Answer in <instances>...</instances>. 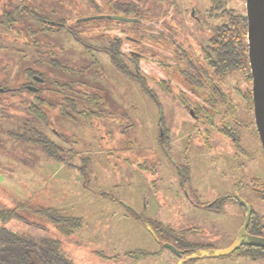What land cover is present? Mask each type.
Segmentation results:
<instances>
[{
  "label": "rangeland",
  "instance_id": "1",
  "mask_svg": "<svg viewBox=\"0 0 264 264\" xmlns=\"http://www.w3.org/2000/svg\"><path fill=\"white\" fill-rule=\"evenodd\" d=\"M26 5L12 19L18 2L0 0V100L6 105L0 109V211L17 208L19 214L7 224L17 230L28 228L26 221L45 226L63 239L80 264H177L179 257L159 242L151 225L178 247L185 240L199 249L229 247L243 224L242 210L196 215L187 206L186 215L180 214L177 173L159 144V137L168 132L173 158L179 116L189 122L191 112L174 99L175 92L167 95L156 79L145 71L139 75L133 61L114 49L119 35L113 30L127 28L133 51L142 57H160L162 47L173 46L172 37L181 48L200 54L226 15L213 11L211 0H148L140 8L141 19L154 23H137L134 29L127 21L116 23L109 17L87 19L109 14L140 22L109 0H26ZM225 8L246 13V1L231 0ZM59 19L73 23L61 27L56 25ZM37 50L44 56L40 63L34 62ZM51 52L63 67L48 63ZM26 67L40 70L50 81L34 78L38 83H33ZM247 78L236 72L229 81L241 90L250 86L252 93ZM56 79L101 98L88 103L85 113H76L69 105L64 106L68 113H62L60 106L67 103L59 98ZM28 84L41 87L39 96L55 105L42 106L48 114L46 123L30 112L36 94ZM1 85L15 94L5 93ZM244 113L240 128L248 144L254 142L255 129ZM162 116L165 128L159 124ZM219 140L216 134L210 137L212 143ZM41 207L57 208L63 216L82 212L84 224L65 235L52 217L38 211ZM259 211L264 216V209ZM137 212L149 221L147 226L135 218ZM193 218H201L206 230H189L188 219ZM187 264H264V252L239 248Z\"/></svg>",
  "mask_w": 264,
  "mask_h": 264
},
{
  "label": "flooded vegetation",
  "instance_id": "2",
  "mask_svg": "<svg viewBox=\"0 0 264 264\" xmlns=\"http://www.w3.org/2000/svg\"><path fill=\"white\" fill-rule=\"evenodd\" d=\"M13 1L18 2V7L12 15L28 8L26 0ZM106 17L110 19L109 14L102 18ZM164 30L169 31L167 27ZM124 34L126 42L123 53L126 57L131 59L136 55L144 60L141 53L134 52L129 45L128 32ZM171 44L173 46L162 47L164 54L158 57L161 88L167 95L175 92L174 99L184 110L190 111L192 117V120L185 122L182 115L179 116L176 132L178 142L174 145L173 158L169 144L163 142L160 145L163 153L172 160L177 173L179 212L186 215L187 206L196 215L229 213L233 208H240L244 213L243 224L250 213L247 231L264 236V216L259 211L264 209V147L255 123L253 96L250 99L243 92L229 94L232 87L230 78H214L212 67L204 58L206 45L200 54H193L188 48H181L174 37ZM231 105L233 111L228 110ZM160 109L163 110L162 107ZM242 111L253 120L255 129L253 137L256 140L254 138V142L248 144L244 142V129L240 128L244 123L240 116ZM184 124H188V127ZM212 133L220 137L216 144L210 141ZM222 181L228 184L225 189ZM188 220L189 230H206L201 218Z\"/></svg>",
  "mask_w": 264,
  "mask_h": 264
},
{
  "label": "trees",
  "instance_id": "3",
  "mask_svg": "<svg viewBox=\"0 0 264 264\" xmlns=\"http://www.w3.org/2000/svg\"><path fill=\"white\" fill-rule=\"evenodd\" d=\"M109 1L113 3V7H118L123 10H126L127 13L125 15H133L134 17H137L139 19L140 22L130 21V28L135 29L137 27L136 25H138L137 23H141L143 26L153 25L154 21L148 22L146 20L144 21L143 19H141L143 18V16L141 15L140 8H143L148 0ZM211 1L212 10L221 11L220 15H226V19L225 21L221 22L220 24L214 27L213 34L209 38V41L206 46L204 47V58L205 60H207V63L211 65V71L213 72L214 78H220V80L224 76L227 78H231L234 73L240 72L244 73L245 75H248L247 80L250 81L251 75L248 59L247 40L248 21L246 13L240 12L235 8L226 9V4L231 0ZM12 19H15L14 15H12ZM113 21L116 23L122 22L121 20ZM70 23H73V20L68 21V19H59L57 20L56 25L66 27ZM145 23H147L148 25H146ZM113 30L119 35L117 38H115L118 42L117 44H115L114 49L116 48L118 53L122 54L123 50H125L126 42V37L124 33L126 31L128 32V29L116 28ZM108 31L110 32V30ZM149 32L153 33L150 31V29ZM131 41L132 39L129 40V45H131ZM34 42L35 44H38L39 40H35ZM36 53L37 54L34 57L36 59L34 62L40 63L44 60V56L42 55V52H40V50H37ZM49 57V64H54L57 67H63L62 62L60 60L53 58V52H51ZM131 60L134 63V67L139 72V75L143 73V71H145L149 77L156 79L159 85H161L159 78L160 68L158 63V57L146 55L144 57V60H142L138 56L133 55L131 57ZM24 72L26 73L28 78L32 79L33 83H38L37 81H34L35 76L42 77L44 80L43 82L50 81V78H47L45 73L41 72L38 69L26 67ZM54 83L61 91L62 97L59 98H62V100L67 103L64 105L61 104L59 111L62 113H68V109L64 107L67 105L71 106V108L76 113H85L87 111L86 106L88 105V103L95 102L101 98L100 94L97 92L88 93L80 91L78 89L75 90L73 82L56 79ZM236 85L237 84L234 85L235 87L232 86L230 88L229 94H241L242 92H244L246 96L251 99L252 93L250 86H246L244 90H241L238 86L236 87ZM1 86L5 88V93L9 94L10 92L11 95L15 94L14 90L11 91L10 88H8L9 86ZM23 88L25 87H22L21 89ZM67 89H71L75 92L66 93ZM42 90L43 89H41L40 87L37 91H35V102H32L29 108L31 114H33L35 118L37 117L41 119L42 122L46 123L48 114L42 106L45 103H48L49 106L54 104L49 102V98H42L41 96H39V93H42ZM239 90H241L242 92ZM1 101L2 100H0V109L1 107L6 109V105ZM158 104H161L159 100ZM82 107L84 108L82 109ZM228 110L233 111L232 105ZM163 119L164 118L162 116V119L160 118L159 121V124L162 125V127H164ZM168 139L169 134L168 132H166V135L163 136V138L161 136L159 137V144H162L163 142L168 144ZM38 211L46 213L50 217H52L56 222L59 230L62 229L63 231H61L65 235L73 233L75 229L82 227L84 224L83 217L63 216L59 214V210L54 207H41L38 209ZM18 217L19 214L17 212V208L4 209L0 211V264H80L75 261V259L72 258L71 255L68 253L62 241L63 239L55 234H51L45 226L38 223L26 221L29 227L23 230H17L7 224L10 220H16ZM135 218L139 219L144 226H147V224H149V221L147 219H145L144 217L142 218L140 212H137ZM151 228L156 233L160 243H164L167 240L161 237V235H159V230L157 229V226L151 225ZM192 244V242L185 240V245L183 247H179L181 250H183L182 257H185L197 250L196 248L191 247ZM241 248H246L256 253L264 252V248L262 247L242 246ZM143 254L146 253L143 252ZM188 261L190 260L184 261L183 264H187Z\"/></svg>",
  "mask_w": 264,
  "mask_h": 264
},
{
  "label": "water",
  "instance_id": "4",
  "mask_svg": "<svg viewBox=\"0 0 264 264\" xmlns=\"http://www.w3.org/2000/svg\"><path fill=\"white\" fill-rule=\"evenodd\" d=\"M246 1V17L248 21V59L250 71L252 75V96L254 102L255 123L258 129L261 142L264 147V0H245ZM195 14V10H193ZM102 18L103 15L97 16ZM96 18V16L87 17V19ZM112 19L119 20H135V18L124 17L120 15H110ZM37 80L42 81L43 78L35 76ZM27 88L37 91L35 85H27ZM248 206V205H247ZM250 219L248 212L245 223L240 228L234 242L224 249H197L195 252L182 257L183 250L169 241H165L164 245L170 248L178 257H181L177 264H183L184 261L203 258V257H219L229 255L239 249L242 245H254L264 247V236L251 234L247 231V225ZM153 230V229H152ZM156 238H159L156 235Z\"/></svg>",
  "mask_w": 264,
  "mask_h": 264
},
{
  "label": "crops",
  "instance_id": "5",
  "mask_svg": "<svg viewBox=\"0 0 264 264\" xmlns=\"http://www.w3.org/2000/svg\"><path fill=\"white\" fill-rule=\"evenodd\" d=\"M81 214H82V212H81L80 215H78V216L84 217V216L81 215ZM67 216H76V215L68 214ZM81 228H82V227H81ZM65 247H66L68 253L71 255V257L74 258L71 248H69V247L66 246V245H65ZM157 253H159V251H157V252H155V253H153V254H157ZM160 253H161V252H160ZM74 259H75V258H74ZM75 261H77V262L79 263V261H78L77 259H75Z\"/></svg>",
  "mask_w": 264,
  "mask_h": 264
}]
</instances>
